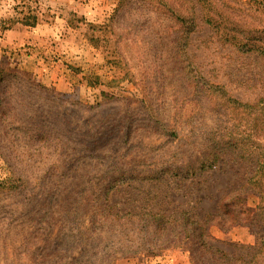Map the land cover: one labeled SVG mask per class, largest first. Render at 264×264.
Wrapping results in <instances>:
<instances>
[{
	"label": "rangeland",
	"instance_id": "1",
	"mask_svg": "<svg viewBox=\"0 0 264 264\" xmlns=\"http://www.w3.org/2000/svg\"><path fill=\"white\" fill-rule=\"evenodd\" d=\"M171 25L157 0H0V264H192L181 249L117 251L116 222L156 192L167 213L214 223L211 245L238 254L260 244L255 192L242 191L236 217L220 222L223 197L252 171L235 154L186 179L143 178L199 154L223 101L175 70ZM187 49L210 84L241 101L264 96L259 75L247 80L260 62L236 57L207 25Z\"/></svg>",
	"mask_w": 264,
	"mask_h": 264
},
{
	"label": "trees",
	"instance_id": "2",
	"mask_svg": "<svg viewBox=\"0 0 264 264\" xmlns=\"http://www.w3.org/2000/svg\"><path fill=\"white\" fill-rule=\"evenodd\" d=\"M157 1L172 22L168 37L169 56L175 70L178 69L176 64L181 63L178 70L188 77L189 86L206 97L208 94H217L223 101L218 110V125L199 154L190 156L186 163H167L166 167L143 175V178L152 183L165 182L176 175L186 179L212 169L224 153L231 152L250 164L252 171L242 184L229 189L223 197L221 208L225 214L220 222H230L228 219L236 214V204L233 202L242 191L251 190L260 199L254 215L262 225L263 235L257 247L241 245L239 248L242 252L238 254L221 250L208 243L205 238L207 230L214 223H209L207 219L191 218L184 209H174L167 213L156 192L149 199V206L139 205L138 210L132 211L130 216L123 214L121 220L119 218L116 222L120 238L124 236L119 241L117 251L119 254L128 251L150 256L159 254L157 250L181 249L187 252L192 264H264V96L252 101H241L227 93L223 85L210 84L200 70L192 66V56H189L187 49L189 36L199 25H207L212 35L234 49L236 57L241 55L252 59L249 63L260 62L262 68L259 73L251 74L247 80L250 81L253 75H259L257 83L260 82V86L264 88V20L261 16L264 0ZM5 73L6 70L0 71V77ZM25 74L20 73L22 77ZM27 81L30 85H37L30 79ZM176 165L183 175L173 170ZM139 175L136 172L130 178H138ZM149 190L142 192L151 193ZM102 192L105 196V213L108 210L107 196L110 189L104 188ZM230 206H234V209ZM126 231L134 237H125Z\"/></svg>",
	"mask_w": 264,
	"mask_h": 264
}]
</instances>
